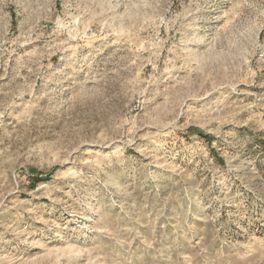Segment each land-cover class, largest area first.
<instances>
[{"label":"rangeland","instance_id":"374dc122","mask_svg":"<svg viewBox=\"0 0 264 264\" xmlns=\"http://www.w3.org/2000/svg\"><path fill=\"white\" fill-rule=\"evenodd\" d=\"M0 264H264V0H0Z\"/></svg>","mask_w":264,"mask_h":264}]
</instances>
